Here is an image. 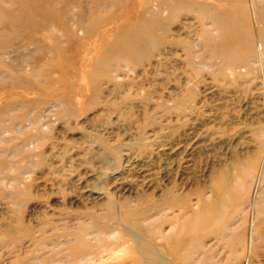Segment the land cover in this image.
<instances>
[{
    "label": "rangeland",
    "instance_id": "1",
    "mask_svg": "<svg viewBox=\"0 0 264 264\" xmlns=\"http://www.w3.org/2000/svg\"><path fill=\"white\" fill-rule=\"evenodd\" d=\"M28 1L0 0V264H264V0Z\"/></svg>",
    "mask_w": 264,
    "mask_h": 264
},
{
    "label": "bare ground",
    "instance_id": "2",
    "mask_svg": "<svg viewBox=\"0 0 264 264\" xmlns=\"http://www.w3.org/2000/svg\"><path fill=\"white\" fill-rule=\"evenodd\" d=\"M31 1V0H29ZM28 1V2H29ZM96 1H99V0H96ZM254 2V1H253ZM101 4V3H100ZM253 6H256L255 3H253ZM158 8V7H157ZM161 9V8H160ZM159 9V10H160ZM157 11V10H156ZM6 15L8 13H5ZM212 17L215 19L214 21H216L217 19L213 16V13H212ZM40 18V17H39ZM18 18H14V21H17ZM41 19V18H40ZM158 21V20H157ZM159 21H162L159 20ZM218 22V20H217ZM156 24V23H155ZM157 24L160 25L159 22H157ZM49 27V28H48ZM54 27V28H53ZM45 28H48V31H55V24H53L52 22H48L47 23L45 22V20H43L42 22L40 23H37L35 25V29L36 30H42V29H45ZM145 37H142L141 34H132L130 32H125L124 35H123V43L120 44L118 47H116L114 49L115 52H120L119 54L121 55L120 57H124V60H129L130 58H132V56H134V53L136 52H140V53H143L142 51H144L145 49V44L143 43V40H144ZM147 40H154V36L149 33L147 36H146ZM143 39V40H142ZM0 40H2L0 38ZM157 42V41H156ZM55 44L57 45V42H55ZM117 45V44H116ZM113 50V48L111 49ZM119 58V57H118ZM263 165V164H262ZM261 169V168H260ZM259 174V173H258Z\"/></svg>",
    "mask_w": 264,
    "mask_h": 264
}]
</instances>
